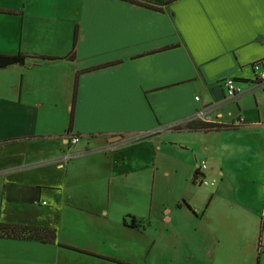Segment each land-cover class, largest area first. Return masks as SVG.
<instances>
[{"label": "crops", "instance_id": "crops-1", "mask_svg": "<svg viewBox=\"0 0 264 264\" xmlns=\"http://www.w3.org/2000/svg\"><path fill=\"white\" fill-rule=\"evenodd\" d=\"M19 52L0 68V224L56 239L0 238V264H264V88L212 92L264 69V0H0V53ZM200 109L227 127L175 129Z\"/></svg>", "mask_w": 264, "mask_h": 264}, {"label": "trees", "instance_id": "trees-1", "mask_svg": "<svg viewBox=\"0 0 264 264\" xmlns=\"http://www.w3.org/2000/svg\"><path fill=\"white\" fill-rule=\"evenodd\" d=\"M78 37L79 35L77 29L74 33L72 51L70 52V55L67 56L68 58L71 59L74 58ZM28 57L29 55L22 52L13 55L0 53V68L8 67L15 64H24ZM39 59L46 60V59H57V58L40 56ZM75 100H76V91L74 92L68 132L70 131V128H72L73 125ZM223 127H227V126L217 123H204L202 121L194 120L185 123L183 125L176 126L175 129H179V130L183 129L188 131H210V130H218ZM124 224L132 228H141V229H145L147 226V224L143 225L141 221L136 220L134 217H132L130 221L124 219ZM0 238L13 239V240H26V241L37 240L43 243H51L56 239V232L44 227L17 225V224H0ZM76 250H79L84 253H88L85 250H80V249H76Z\"/></svg>", "mask_w": 264, "mask_h": 264}, {"label": "built area", "instance_id": "built-area-1", "mask_svg": "<svg viewBox=\"0 0 264 264\" xmlns=\"http://www.w3.org/2000/svg\"><path fill=\"white\" fill-rule=\"evenodd\" d=\"M253 68L256 72V77L253 80L252 84L249 85L248 88H246L241 82H239L238 80H236L235 78L229 77L224 81V85L226 88V93H225V97H226V101L228 100H233L237 97H239L240 95L254 89L257 87H262L264 88V69L262 66V61H256L253 64ZM199 98V97H197ZM202 121L204 123H214L213 119L211 118V116H209V113L207 111V109H200L198 110L192 117L191 119H189V121ZM242 122V120H237L234 121L235 125H238ZM81 141V137L79 135H72L70 138V142L71 145H77L79 142ZM91 150H85L84 152L82 151H75V150H68L65 151L63 153H61L57 159H56V163L59 166H64L66 164H68L70 161H72L73 159L83 155L86 152H89ZM208 168V163L206 161H203L199 168L197 169L194 177H193V181L195 184L197 185H203V186H208V185H213L215 183V180H209L206 179V177L204 176V171L205 169Z\"/></svg>", "mask_w": 264, "mask_h": 264}, {"label": "rangeland", "instance_id": "rangeland-1", "mask_svg": "<svg viewBox=\"0 0 264 264\" xmlns=\"http://www.w3.org/2000/svg\"><path fill=\"white\" fill-rule=\"evenodd\" d=\"M83 145L84 144H81V146H83ZM195 191H196V192H194L195 195H198L199 193H203V190H197L196 189ZM177 250H179L181 252L179 255H180V258L182 259L183 263L190 262V260L186 258L188 256H193L192 258L196 257L194 250H192V248L187 243H183V245L178 247ZM46 262L47 261H45V264H46ZM142 262H143V264H146L147 261H142Z\"/></svg>", "mask_w": 264, "mask_h": 264}, {"label": "water", "instance_id": "water-1", "mask_svg": "<svg viewBox=\"0 0 264 264\" xmlns=\"http://www.w3.org/2000/svg\"><path fill=\"white\" fill-rule=\"evenodd\" d=\"M212 92H213V94L215 96V99L220 100V101L222 99H226L225 92H224L222 84L214 86L213 89H212Z\"/></svg>", "mask_w": 264, "mask_h": 264}]
</instances>
